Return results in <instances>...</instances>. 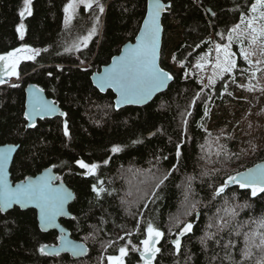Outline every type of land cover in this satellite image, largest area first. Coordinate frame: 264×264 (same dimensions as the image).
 Segmentation results:
<instances>
[{
  "label": "trees",
  "instance_id": "16d2710c",
  "mask_svg": "<svg viewBox=\"0 0 264 264\" xmlns=\"http://www.w3.org/2000/svg\"><path fill=\"white\" fill-rule=\"evenodd\" d=\"M99 1L104 12L98 14L97 32L88 46L65 51L64 7L69 0H33L32 15L23 20L19 16L23 0H0V55L20 46L40 49L35 59L19 62L17 81L0 85V144H18L11 179L18 181L53 167L75 192L69 210L77 219L61 222L73 238L87 246L81 258L68 253L40 255L39 245L56 244L58 233L40 231L34 209L14 207L0 213V264H106V257L118 254L120 246L129 242L139 246L149 221L165 233L157 245L163 246L159 264H231L227 253L239 261L246 247L245 234L260 230L264 199L251 198L249 190L238 185H230L221 196H214V189L228 175L264 159V125L259 144L245 150L233 132V116L241 114L235 94L241 73L234 69V76L225 73L216 77L213 86L204 88L211 69L196 65L204 62L201 58L216 44L227 42L228 30L240 22L241 13L248 14L254 0H176L173 12L163 13L161 18L160 49V66L174 79L147 104L118 110L113 92H100L91 74L107 64L123 43L134 39L147 0ZM87 14L79 6L71 25L86 24ZM20 23L25 25L23 40L16 32ZM169 52L176 57L177 68L165 57ZM236 62L246 64L239 55ZM29 83L43 89L67 115L38 119L35 128H26L25 87ZM210 115L217 123L212 128L208 126ZM178 144L182 151L179 162L175 155ZM113 146L121 151L113 153ZM78 160L97 164L95 174L84 175ZM173 166L175 170L156 190L159 198L144 209L142 194H151L158 179ZM93 185L105 189L99 198L92 191ZM121 199L135 203L122 204ZM189 203L197 204L198 215H183ZM138 206L143 215H131L137 213ZM233 211L237 215H231ZM177 218L193 223V232L182 237L179 255L173 254L171 244L177 234ZM206 235L212 239L206 240L205 246L201 238ZM229 241L235 247L225 249ZM251 251L247 264H257L264 251L255 247ZM138 260V253L130 252L126 264H138Z\"/></svg>",
  "mask_w": 264,
  "mask_h": 264
},
{
  "label": "snow or ice",
  "instance_id": "6c2138e0",
  "mask_svg": "<svg viewBox=\"0 0 264 264\" xmlns=\"http://www.w3.org/2000/svg\"><path fill=\"white\" fill-rule=\"evenodd\" d=\"M32 3L33 0H23V8L19 11L21 20L25 16L32 15ZM77 3H83L85 9H90L95 6L99 9L100 13L104 12V7L99 3V0H69V3L64 7L65 13V25L70 24L74 8ZM176 6V0H148L147 15L144 18L143 26L140 29V34L136 37L135 45H130L126 48L121 56L113 60L111 67L105 69L102 73H97L96 83L98 87L103 91L106 88L113 89L118 94L115 101L117 110L121 105L126 104H143L148 101L154 94L161 92L169 81L174 77L168 71L164 70L159 65L160 55V41H161V16L163 13L171 14ZM206 13H211L215 16L209 8H205ZM99 16L95 17V22L92 28L88 31L87 35L79 38L77 43L72 45L76 51H79L81 46L87 47L88 42L97 32V25L99 24ZM16 32L19 38L23 40L25 35V25L20 23L16 27ZM218 35H220L218 33ZM223 39V36H221ZM228 43L215 45V62L212 63L213 74L208 77L207 84H204V88L213 86L216 83V77H222L225 73L231 74L237 67L235 54L231 50L233 42H237L240 45L239 55L249 66L248 69L243 70L248 74L249 80L258 79L257 73H264V0H254L251 2V6L248 9V14L241 13L240 22L235 24L228 30L227 36ZM198 46V45H197ZM72 49L66 48L65 51ZM26 52L29 55L21 57L18 53ZM40 49H33L27 46L14 49L7 52L5 55H0V62L4 64V71L9 76H19L16 71L17 65L21 59L33 60L36 55H39ZM175 60L176 57L174 56ZM203 63H197L196 67L203 69L205 64L209 61L202 57ZM84 64V61H81ZM51 75V73H49ZM0 83H3V79H0ZM17 85H13L16 87ZM227 85H225V89ZM248 91H254L255 85L249 84L247 86ZM31 91L30 98L27 103V108L24 112V117L28 121L26 127L35 128L36 117L43 119L46 116H50L57 112L56 102L44 99L42 93L43 89H35ZM203 91V89H201ZM260 91L264 93V88ZM200 93H197L199 96ZM231 95V93H228ZM211 99V97H209ZM195 101H193V104ZM60 116H66L67 113L59 112ZM191 115V113H188ZM205 116L208 115L206 110ZM187 120L184 121L185 126ZM68 122L64 121L63 132L64 136L69 135ZM140 141H134L133 143H139ZM223 148V146H221ZM16 151V146H7L0 148V213L6 212L11 209L13 205H19L21 209L34 205L39 209V227L41 231H46L49 228H57V217L68 215L65 212V205L73 198V195L68 191L63 183H54V181H60L61 177L52 176L51 170L48 169L45 173L35 179L26 177L15 187H12L7 180V165L9 160L12 159L13 152ZM111 151L118 153L121 151L119 146H113ZM220 153L218 152L217 155ZM227 155V153H225ZM177 162H179L182 156L181 147L178 144L175 152ZM160 159L159 157L157 158ZM167 159V157H163ZM25 163L24 161L21 162ZM105 164L108 161H104ZM79 168L84 169V175H94L98 165L85 163L83 160L76 161ZM175 170L173 166L172 170L162 174L158 182L155 183L154 189L149 194L144 192L140 197L143 200L142 207L147 209L149 202L155 203L158 199L157 191L161 188L164 182L171 175V171ZM207 174V173H205ZM191 179V178H190ZM230 185H238L240 189L249 190L251 198L264 199V166L257 165L254 169H248L246 172H236L234 175H228L227 179L223 180L219 187L214 189V196H221L225 193V190ZM92 191L97 198L101 193L105 192L103 187L97 185L92 186ZM139 191V189L137 190ZM108 195H112L111 192ZM128 195H132L131 192ZM185 200H188L187 195ZM122 204L135 203L134 201H126L121 199ZM237 207H243L237 205ZM196 203H189L186 205L183 215L192 216L198 215ZM133 216L143 215V212L139 210L137 213H130ZM231 215L235 216L237 213L233 211ZM72 220H76L77 217L72 216ZM255 222V221H254ZM139 226V222H137ZM177 234L171 241L175 255H179L182 250V237L187 236L193 232V223L191 221H180L177 218ZM259 231H254L249 234H245L246 247L241 251V259L235 261L232 259L231 253H227V258L231 261V264H247V259L252 256V248H259L264 251V219L259 221ZM61 235L57 238L59 240L58 246H49L47 244H40L37 251L42 256H60L62 252H71L73 256L83 255L87 250L83 244H76L72 240L68 239L64 233V229L61 228ZM144 239L140 240L139 246L135 244H124L120 246L117 251V255H108L106 257L107 264H126V257L130 252L138 253V264H159V256L162 254V245L158 247L161 240L165 238V233L158 227H155L152 222H148L146 227L143 228ZM171 234V229L169 230ZM127 236H131V233H126ZM89 237H85L88 239ZM123 240L124 238L121 237ZM212 236L206 235L201 238V244L206 246V240H211ZM219 244V241H216ZM235 247L231 241L224 245V248ZM215 259V257H214ZM257 264H264V257H262Z\"/></svg>",
  "mask_w": 264,
  "mask_h": 264
},
{
  "label": "rangeland",
  "instance_id": "374dc122",
  "mask_svg": "<svg viewBox=\"0 0 264 264\" xmlns=\"http://www.w3.org/2000/svg\"><path fill=\"white\" fill-rule=\"evenodd\" d=\"M99 3L102 4L100 1ZM79 6H83V8L85 9L83 3H77L74 8L73 18ZM85 10L88 13L85 18L87 19L86 24L85 22L84 23L82 22L80 26L71 25L73 18L70 24H68L67 26L65 25V22H64L65 29H64L62 44L65 49L70 48L73 50L72 45L74 43H77L80 37L87 35L88 31L92 28L95 22V17L98 16V14L100 13L99 9L95 6V4L93 5L92 8L85 9ZM99 34L100 32H98V35ZM169 34L170 33H168V35ZM226 43H228V41ZM21 47H24V46H20L18 48H21ZM82 47L83 46H81V48ZM231 50L235 54L234 58L237 59V55H239V52H240L239 43L234 41L231 46ZM18 55L21 57H24L26 55H29V53L21 52V53H18ZM215 56H216L215 48L212 49L211 51H208L204 56V58H206L209 61L207 64H205L204 68L208 67L209 69H211L210 70L211 74H213L212 63L215 62ZM165 57L175 68L178 67L174 63L173 53L169 52V54L167 53ZM240 59L243 60L241 56H240ZM21 60H25V59H21ZM235 69L239 70V72L241 73L239 75L240 79L237 82V91L235 93L236 101H238L237 104L239 105V112L241 111V114L238 113L237 115L233 116L235 120L234 125H233V129H234L233 132L235 133L237 137L241 139L242 143H240V145L244 146L245 150H250L252 146L259 144V140L261 139V135L263 134L262 125H264V93H262L260 89L264 88V73H257L258 79L249 80L248 74L243 71L245 69H248L249 71H251L247 63L245 65H237ZM0 71H1V68H0ZM16 71H17V68H16ZM1 74L7 75L6 73L2 71H1ZM234 74L235 73L233 71L231 75L234 76ZM10 79L11 81H16L17 77L10 76ZM249 84L255 85L254 91L250 92L247 90V86ZM243 106H245L244 109H242ZM214 109L215 108L212 109V112ZM215 125H217V123L215 120L211 118V115H210V118L208 119V126L212 128Z\"/></svg>",
  "mask_w": 264,
  "mask_h": 264
},
{
  "label": "water",
  "instance_id": "95a60500",
  "mask_svg": "<svg viewBox=\"0 0 264 264\" xmlns=\"http://www.w3.org/2000/svg\"><path fill=\"white\" fill-rule=\"evenodd\" d=\"M108 1H109V0H108ZM147 4H148V0H147ZM146 15H147V5H146L145 15H144V17H143V19H142V21H141L140 27H139V29H138V31H137V33H136L134 39H133V40L126 41L125 43H123V44L121 45V47H120L119 52H118L117 54L113 55V56L111 57L110 61H109L107 64L103 65V66L100 68V70H95V71L91 74V81H92L93 85H94V86H95L100 92H105V91L108 90L109 88H106L105 90L102 91V90L98 87V85H97V83H96V75H97V73H102L105 69L111 67V65L113 64V60H114L115 58H118L119 56H121V55L123 54L124 50H125L126 48H128L130 45H135V43H136V37L140 34V29H141V27L143 26V21H144V18L146 17ZM162 15H163V14H162ZM161 18H162V16H161ZM162 35H163V27H162V32H161L160 49H161ZM158 62H159V65H160V55H159V61H158ZM160 67H161V66H160ZM0 68H1V71H2V72L6 73V72L4 71V65H3V62H0ZM2 68H3V69H2ZM163 69H164V68H163ZM164 70H165V69H164ZM1 71H0V79H3V83H0V85H4V84L12 83L13 81H11L10 76H9V75H2V74H1ZM166 71H167V70H166ZM168 72H169V71H168ZM169 73H170V72H169ZM170 74H171V73H170ZM171 81H172V80H171ZM171 81L168 82L167 86L169 85V83H170ZM167 86H166L163 90H161V92L164 91V90L167 88ZM33 88H35V89H41V88L37 87L36 85H34L33 83H29V84L25 87V103H24L25 108H24V112H25V110H26V108H27V103H28V100H29L30 95H31V91H30V90H33ZM109 90H111V91L113 92L114 96H115V97H114V106H115V101H116V99H117L118 94H117V93L115 92V90H113V89H109ZM159 93H160V92H159ZM157 94H158V93L154 94L153 97H151L148 101H146V102L143 103V104H126V105H121L120 108L125 107V106H143V105L147 104L148 102H150V101H151V100H152ZM42 95H43L44 99L49 100V101H54L52 98H50V97L47 96V94L44 92V90H43ZM56 108H57V112H56V113H54V114H52V115H50V116H46V117H44V118L60 116V115H59V112H64L63 110L60 109V106L58 105V103H56ZM115 108H116V106H115ZM116 109H117V108H116ZM38 119H41V118H40V117H36V119H35V123L38 121ZM27 123H28V121L26 120V125H27ZM26 128H28V127H26ZM153 132H154V131H153ZM150 135H151V134H148V136H150ZM7 146H16V151H17V149H18V144H14V143H3V144H0V148H4V147H7ZM16 151L13 152V154H12V159L9 160V163H8V165H7V168H6V171H7V180H8L9 184H10L12 187H15L17 184H19L22 180H24V179L26 178V177H25L24 179H21V180H18V181H13V180L11 179L10 167H11L12 160H13V157H14ZM257 165L264 166V159L261 160V161H259V162H257V163H255L254 165H252V166H250V167H248V168L242 170V171H239V172H246L248 169H254ZM48 169L51 170V175H52V176H57V175H56V172H55L54 169H53V167H47V168L42 169L40 172H38V173H36V174H34V175H29V176H27V177H28V178H32V179H35L36 177H39V176L43 175V174L45 173V171L48 170ZM54 183H57V184H59V183H63L64 187H65L68 191H70V192L72 193L73 198L68 202V204L65 205V212L68 213V215L57 217V221H56V223H57V225H59V227H57V228H49L48 230H46V231H42V232H47V231H49V230H54V231H56V232L58 233V236H60V235H61V231H60V229L63 228V229H64V233L66 234V236H67L68 239L72 240V241H73L74 243H76V244H83L84 247H85V249L87 250V246H86L82 241L73 238V237L70 235V231L68 230V228L65 227V226L63 225V223L61 222V219H68V218H70L71 215H72L71 212H70V210H69V206H70V204H71V203L74 201V199H75V192H74L73 189H72V188H71V187H70L65 181H63V180H60V181H54ZM14 207H18L19 209H21V208L19 207V205H13L12 208H14ZM12 208H11V209H12ZM28 208H31V209H34V210H35V212H36L37 226H38L39 230L41 231V229H40V227H39V220H38L39 209H37L34 205H29L28 207H26V208H24V209H21V210H25V209H28ZM11 209H8V210H11ZM8 210H7V211H8ZM7 211H6V212H7ZM4 213H5V212H4ZM174 238H175V237H174ZM174 238H172L171 241H172ZM181 239H182V238H181ZM59 243H60V242H59V240H58V242H57L56 244H47V245H49V246H58ZM86 252H87V251H86ZM86 252H85L83 255H78V256H73L71 252H62V253H68V254H70L72 257H75V258H81V257H83V256L86 254Z\"/></svg>",
  "mask_w": 264,
  "mask_h": 264
},
{
  "label": "flooded vegetation",
  "instance_id": "af4514ba",
  "mask_svg": "<svg viewBox=\"0 0 264 264\" xmlns=\"http://www.w3.org/2000/svg\"><path fill=\"white\" fill-rule=\"evenodd\" d=\"M139 255V254H138Z\"/></svg>",
  "mask_w": 264,
  "mask_h": 264
}]
</instances>
